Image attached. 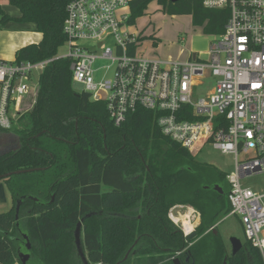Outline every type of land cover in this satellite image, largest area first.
Wrapping results in <instances>:
<instances>
[{
  "label": "trees",
  "instance_id": "trees-1",
  "mask_svg": "<svg viewBox=\"0 0 264 264\" xmlns=\"http://www.w3.org/2000/svg\"><path fill=\"white\" fill-rule=\"evenodd\" d=\"M8 1L21 16L14 19L0 7V30L15 21L32 23L42 34L38 44L18 50L15 60L54 58L66 42L63 24L73 0ZM153 1L166 14L190 16L192 26L203 27L208 36L222 34L229 17L227 9H206L202 0H132L128 24L144 16ZM38 80L34 103L19 118L28 117L17 136L19 147L0 154V177L33 170L0 180L12 198L10 210L0 213V264H21L19 252L29 253L28 264H82L73 236L82 218L89 264L121 262L136 240L142 264H155V255L172 257L187 244L167 218L175 204L200 213L191 240L194 264L223 263L220 240L212 231L205 235L230 211L225 192L220 195L210 185L214 177L222 181L223 174L165 137L155 123L156 112L139 108L115 126L104 103L73 89L68 59L54 60ZM29 196L47 204L40 206ZM18 201L24 221L16 226ZM22 235L31 243L30 251ZM248 244L249 255L240 251L227 264H263L258 250Z\"/></svg>",
  "mask_w": 264,
  "mask_h": 264
},
{
  "label": "built area",
  "instance_id": "built-area-1",
  "mask_svg": "<svg viewBox=\"0 0 264 264\" xmlns=\"http://www.w3.org/2000/svg\"><path fill=\"white\" fill-rule=\"evenodd\" d=\"M131 1L73 0L63 24L66 54L34 63L0 59V129L8 132L31 108L36 96L26 109L23 103L36 94L43 70L56 59H68L73 83L83 86L91 101L105 104L115 126L145 109L158 114L155 123L165 137L193 156L205 144L234 156V169L226 176V216L240 221L264 264L263 196L241 182L264 174V0H202L206 9H227L229 17L224 32L210 36L206 59L195 55L185 62L137 54L139 36L125 27L129 16L117 12L129 9ZM104 61L108 64L100 66ZM207 78L215 85L198 93ZM167 218L181 225L184 238L191 233L183 221L191 232L200 224L196 209L179 204Z\"/></svg>",
  "mask_w": 264,
  "mask_h": 264
},
{
  "label": "rangeland",
  "instance_id": "rangeland-1",
  "mask_svg": "<svg viewBox=\"0 0 264 264\" xmlns=\"http://www.w3.org/2000/svg\"><path fill=\"white\" fill-rule=\"evenodd\" d=\"M117 12L118 16L125 15L128 17L130 14L127 6L118 8ZM125 27L129 29L130 34H133L135 37H140L138 40L137 54L139 56L152 60L170 59L184 62L185 60H187V54L189 53L188 51L190 49H192L194 53L198 55V58L206 59V53L211 41L210 36L204 34L203 27L197 28L192 26L190 16H174L166 14L154 1L151 2L150 5H148L144 16L135 19V25L125 24ZM181 50H183L185 54L183 57L178 58L177 55ZM66 53V46H63L58 50V55H64ZM10 60L12 59L10 58ZM106 64H108V62L104 61L99 65L104 66ZM101 76H99V78ZM96 78H98V76ZM34 80L36 84L38 81L36 75L34 76ZM214 85L215 79L207 78L203 80V84L201 86L197 87L196 91H198V93L200 94H203ZM72 87L77 93L83 92V86L78 83H73ZM34 97L35 94L30 95V98L23 103V109L29 107ZM101 98L105 99V96L102 95ZM23 112H25V110ZM27 123L28 117L25 116L22 121L14 123L8 132H0V154L7 153L8 151L14 150L19 147L17 136L19 135V131L27 126ZM11 141H13V145ZM194 157L197 162L204 165H211L219 174H223L224 179L222 181H219L218 177H214V180L210 182V185H212V187L218 186L214 185L218 181L217 183L224 188L221 189H223V192H225V201L226 204L229 205L228 193L230 188L228 187L226 176L230 174L234 169V156L222 154L214 150L210 144H205L200 151L194 153ZM241 182L244 187L251 188L253 191H257L259 194H261L263 196L262 203H264V174H257L252 177L245 178ZM6 195L8 201L6 204H0V213L8 212V210H10V207H12L11 196L8 195V193H6ZM183 206H185L187 209L193 208L192 206L188 205ZM182 220H184L183 217ZM23 221L24 218H20L18 216L16 226H18L19 222L23 223ZM172 224L176 227V229H180L181 227L180 224ZM215 225H217L216 229L223 242V245L225 246L226 252H228L229 249V238L235 237L241 241H245L242 225L236 217H227L221 215L216 220ZM262 233L264 236V232Z\"/></svg>",
  "mask_w": 264,
  "mask_h": 264
},
{
  "label": "crops",
  "instance_id": "crops-1",
  "mask_svg": "<svg viewBox=\"0 0 264 264\" xmlns=\"http://www.w3.org/2000/svg\"><path fill=\"white\" fill-rule=\"evenodd\" d=\"M0 7L7 13V15H10L14 19H18L21 16L19 10L14 6H11L8 0H0ZM35 29L36 27L32 23H17L15 21L6 23L0 30V59L10 60L11 58L13 60L15 59L16 52L22 47L31 44H38L42 38V34ZM188 52L187 60L189 57L192 58L193 55H197L192 49ZM184 54V51L181 50L177 56L180 58L183 57Z\"/></svg>",
  "mask_w": 264,
  "mask_h": 264
},
{
  "label": "water",
  "instance_id": "water-1",
  "mask_svg": "<svg viewBox=\"0 0 264 264\" xmlns=\"http://www.w3.org/2000/svg\"><path fill=\"white\" fill-rule=\"evenodd\" d=\"M169 1L177 2L179 0H169ZM194 57H195V55L192 56V58H194ZM25 171H33V170H25ZM25 171H17V172L9 173L8 175L0 177V180H2V178L9 177L12 174L25 173ZM213 189L216 192H218L220 195L223 194V189L219 188L218 186H214ZM28 199L31 200V201L37 202V199L32 197V196H29ZM7 201L8 200H7L5 186H4L3 182L0 181V204H6ZM21 203H22V201H18L16 203V206H15V211H16L15 219H16V221L18 220V216H19V212H20L19 208L21 206ZM90 216L91 215H87L86 218H88ZM83 220L84 219L82 218L76 223V229H75V231L73 233V236H74V242H75V246H76L77 255L81 259L82 264H89L88 261H87V258H85L84 252H83V242H82V239H81V233H82V225L81 224H82ZM216 226L217 225H214L213 227L210 228V230H213L214 232H217ZM195 235H196L195 231L191 232V234L187 235L184 239H186V241L188 243H190L191 240L195 238ZM22 238L24 239V242L26 244V250L30 251L31 250V243H29L28 238L25 235H22ZM229 241H230V244H231V247H232L231 248V254H233V255L237 254V252H239L241 247H242L241 240H239V239H237L235 237H231ZM128 253L129 252L126 253V256L123 259V261L118 262L117 264H121L122 262L126 261V259L128 258L127 257ZM29 257H30L29 253L28 254H24L22 252H19L17 254V258H18V260L20 261L21 264H28ZM227 260H228V257L226 256L224 258V261H223L222 264H227ZM174 264H180V263H179L178 260H175Z\"/></svg>",
  "mask_w": 264,
  "mask_h": 264
},
{
  "label": "flooded vegetation",
  "instance_id": "flooded-vegetation-1",
  "mask_svg": "<svg viewBox=\"0 0 264 264\" xmlns=\"http://www.w3.org/2000/svg\"><path fill=\"white\" fill-rule=\"evenodd\" d=\"M11 142H12V145H13V141H11ZM212 189H213V187H212ZM53 200H54V196L52 197V200L50 202H52ZM35 203L40 204V206H43V205L47 204L45 202L40 203L38 199H37V202H35ZM176 231L177 232H181L180 229H178V228L176 229ZM209 231H211V230L209 229L205 233V235ZM212 234L220 240V242H219L220 243V247H221L220 250L224 254V258L226 256L228 258L232 257V256H235V255L239 254L240 251H243L245 253H248V251H249V244H248V241L245 239V241H241L242 242V247H241L240 251L237 252V254H235V255L231 254V248L232 247H231V244H230V241H229L230 238H229V240H228L229 249H228V252H226L225 246L223 245V242H222V240H221V238H220V236L218 234V231L217 232L212 231ZM186 243H187L186 246L182 247L179 251L175 252V254L172 257H171V255L166 254V255H164V258L159 259L160 256L155 255L156 258H157V262L155 264H174L175 260H178L180 264H194L193 255L191 254L190 250H191V246L195 242L191 241L190 243H188V242H186ZM137 244H138V240H136L134 242V244L128 249V251H127V252H129L128 255H127L128 258L126 259V261H124L122 263H124V264H142V262L140 261L142 259V257L136 255L137 254V250H136ZM24 254H27V253H24ZM248 255H249V253H248ZM125 256H124V258H125ZM223 261H224V259H223Z\"/></svg>",
  "mask_w": 264,
  "mask_h": 264
},
{
  "label": "bare ground",
  "instance_id": "bare-ground-1",
  "mask_svg": "<svg viewBox=\"0 0 264 264\" xmlns=\"http://www.w3.org/2000/svg\"><path fill=\"white\" fill-rule=\"evenodd\" d=\"M174 220L176 221V219H174ZM183 222H184V227H185L186 233H187V234L191 233L193 227L190 226V225L188 224V222H185V221H183Z\"/></svg>",
  "mask_w": 264,
  "mask_h": 264
}]
</instances>
